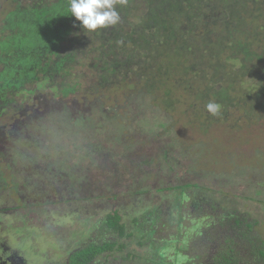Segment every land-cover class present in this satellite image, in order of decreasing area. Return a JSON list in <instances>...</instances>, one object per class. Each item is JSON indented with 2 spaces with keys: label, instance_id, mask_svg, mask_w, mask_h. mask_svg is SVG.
Instances as JSON below:
<instances>
[{
  "label": "trees",
  "instance_id": "trees-1",
  "mask_svg": "<svg viewBox=\"0 0 264 264\" xmlns=\"http://www.w3.org/2000/svg\"><path fill=\"white\" fill-rule=\"evenodd\" d=\"M8 2V9L1 10L3 14L0 16V105L6 107L17 101L18 94L20 99L35 97L42 88H47L51 93L47 94L50 101L59 104L60 108L53 106L54 109H46L43 119L55 125L56 133L75 138L79 137V134H73L75 130L88 131L98 123L110 125L111 116H105L102 111L104 105L97 106L101 101L99 90L119 88L121 85L129 86L126 98L142 97L137 105L140 109L148 104L170 111L182 102L180 89L192 98L187 104L196 106L198 111L195 113L199 116H202L199 112L206 111L205 105L209 101L218 102L222 105L220 117L206 114L202 121L196 119L198 128L204 132L211 123L227 121V112L233 106L243 105L245 108L246 105L250 112H256L255 107L258 112L264 110V0H128L126 6H117L121 17L119 24L97 32H86L80 26V22L69 12V0ZM142 6L144 10L141 12ZM129 72L133 75L132 80L128 78ZM236 84H245L240 88L247 90L246 97L238 99L234 96ZM73 100L79 104L90 102L91 114L94 110L97 113L98 108L99 122L90 113L91 117L81 112L72 116L74 107L70 104ZM159 126L169 129L163 122H159ZM152 129L148 128L145 132L157 135V141L160 134ZM83 138L86 140L83 148L87 155L91 141L87 139V134ZM159 151L155 159L142 154L143 159L132 160L131 171H143L145 177V166L149 167L154 164L152 161L158 160L161 171L173 172L176 161L171 157L170 148L160 147ZM121 153L108 155H113L115 163H118ZM99 157L97 163L95 157L87 156L89 164L86 167L94 166V163L105 166L104 157ZM129 158L130 153L126 155V161ZM24 165L21 163L13 171L20 174V169L26 170ZM199 169L204 176L208 173L215 178L222 176L226 181L224 186L228 185L229 175L223 171L227 169L207 170L205 166ZM255 172L258 173L257 168L253 170ZM124 177L126 174L118 171L116 177L112 175L111 178L118 180L103 185L97 181L94 185V191L100 185L99 193L86 197V202L92 204L89 205L90 211L96 220L88 230L78 228L79 233L75 231L77 237L81 232L83 234L65 248L67 256L63 264H91L103 252L126 251L124 258L132 259L135 255L125 248L135 237L136 244L151 247L153 255L149 256L147 264H178L177 257L183 260L187 257L177 251L187 247L186 242L191 238L189 231L195 230L192 231L195 235L202 233L197 228L205 223L204 220L208 221L212 214L209 207L214 208L216 203L224 208L222 218L225 219V227L234 232L233 236L226 235L225 238L228 241H235L233 237L248 240L254 255L259 254L264 260L262 239H250L246 233L247 230L254 231L257 220L238 216L235 210L225 208V204L232 199L236 202L240 194L228 197L231 199L228 200L222 187L216 194L206 182L183 179L181 175L178 182L169 183L166 178L157 187L143 185L144 177L141 175L128 177L129 185L123 186L121 180ZM206 189L213 191L212 198H202L205 204L203 214L192 219L191 225L187 226L182 212L185 200L192 198L196 205L197 196L194 198L192 193ZM160 191L172 192L174 209L170 208L169 214L173 210L174 215L173 218L169 215L168 219L173 220L175 230L157 240L154 234L164 226L156 222L161 209L158 204H140L141 199L145 200L143 195L153 202V197ZM221 195L224 196V203L220 200ZM97 197L105 199V210L100 208ZM260 201L264 209V199ZM95 227L104 229L101 234L100 231L97 233L99 236L114 234V238L85 241L87 232ZM33 229L31 226L28 229L31 234ZM28 232L26 239L31 243ZM39 235V240L45 238ZM170 249L174 251L171 255L174 260L168 262L167 252ZM219 249L215 251L211 264H239L233 257L230 243L226 248ZM59 253L61 255L62 251Z\"/></svg>",
  "mask_w": 264,
  "mask_h": 264
},
{
  "label": "rangeland",
  "instance_id": "rangeland-1",
  "mask_svg": "<svg viewBox=\"0 0 264 264\" xmlns=\"http://www.w3.org/2000/svg\"><path fill=\"white\" fill-rule=\"evenodd\" d=\"M0 2L1 16L3 14L1 10L8 9L10 4L8 0H0ZM143 8L144 6L141 12ZM132 77L133 75L129 72L128 78L132 80ZM240 85L245 84H236V90L233 92L238 99L248 94L247 90L240 88ZM129 90V86L125 85L119 88L105 87L104 92L99 90L101 101L97 106L104 105L102 111L105 112V116H111L112 122L106 126L101 123L93 124L92 128L84 132L75 130L73 134H79V137L75 138L69 134L56 133L55 125L43 119L46 109L60 108L56 102L51 100L53 104L51 103L50 96L47 95L51 93L47 88H42L35 97L26 96L20 99L18 94L17 101L0 109V131L6 130L7 133L5 134L6 153L0 156L1 171L4 168L13 170L21 163H24L26 168L25 171L20 169V177L12 184L14 189L12 203L4 202L2 206L5 212L0 213V233H6L5 227L9 221L15 224V222L20 223L27 219L37 220L30 237L31 243L25 236L11 239L13 246L22 248L24 251L25 264H63L67 256L65 248L70 247L77 237L74 233H79L78 228L88 230V227L93 226L96 220V217L91 215L89 205L92 204L86 202V197L96 196L99 193L100 185L97 191H94L97 181L103 185L118 180L119 178L111 179L112 175L116 177L118 171L126 174V177L121 180L123 186L129 185L130 178L128 177L132 175L144 177L143 171H138V173L131 171V161L143 159L142 154L155 159L157 153H160V147L170 148L171 157H174L176 161L174 171H161L160 162L154 160L153 165L145 166L147 170L142 181L143 185L150 184L151 187H157L162 185V181L166 178L169 183H176L181 175L183 179H193L199 183L206 182L213 187L216 194H218L217 190L222 187L224 193L226 192V198L236 196V194L244 195L245 197L236 198V202L228 198L231 201L225 204V208L227 207L228 211L235 210L238 216L244 215L248 216L246 217L248 219L252 217L256 219L254 231L247 230L246 233L250 239L261 238L264 245V209L260 201L264 199V110L258 112V108L255 107L256 112H250L246 105L245 108L243 105L233 106L227 112V121L211 123L207 132H204L198 128L196 119L202 121L209 113L201 111L199 113L202 116L196 114L198 110L195 108L197 107L187 104L192 98H189V95L182 89L179 92L182 102L170 111L163 110L158 105L148 104L141 109L138 108L137 105L141 103L142 97L139 95L132 99L131 96L126 98L125 95ZM77 104L79 103L71 101L70 105L74 107L72 116H77L80 112L90 116V102ZM108 107L113 109L109 110ZM96 110L97 113L94 110L91 115L95 121H98L100 120L99 109ZM65 122L69 123V121ZM159 122H163L169 129L160 127ZM152 127L158 128L155 130ZM148 128L160 134L161 138L159 137L156 141L155 136L157 135L145 132ZM86 134L87 139L91 141L87 155L83 148L86 141L83 136L85 137ZM115 152H122L121 159L123 160L120 159L118 163H115L116 159L113 155H108ZM128 153H130V158L126 161ZM87 156L95 157L94 160L97 163L99 156L104 157L102 160L105 159V166L102 167L103 163L98 166L94 163V166L87 168L89 164ZM238 164L239 167H236ZM242 165L245 167L240 169ZM202 166H205L207 170L227 169L223 171L229 175L228 185L224 186L226 181L224 182L222 176H217L216 179L210 173L207 176L202 175L199 169ZM177 167L179 168L175 169ZM254 168L258 169V173H253ZM28 186H30L29 190ZM212 193L213 191L209 189L194 190L192 195L194 198L197 196L196 205L193 204L192 198L185 200L182 212L185 216L183 222L186 221L187 226L191 225L192 219H197V216L203 214L205 204L202 198L208 199ZM18 194L24 195L29 200L28 208L31 209L20 207L15 209L17 213L13 212L12 208L20 203L23 205ZM171 194L168 191H160L153 197V202H150V199L144 195L147 202L141 199L140 206L158 204L157 207L161 209L160 217L157 216L156 222L164 226L161 231L154 234L157 240L175 230L173 220L168 219L173 218L174 215L173 210L169 214L170 208L174 209V199ZM97 198L100 199L98 202L100 208L105 210V199ZM220 198L221 201L224 200L223 195ZM209 208L212 212L211 217L207 222L204 220L205 223L197 228L202 233L195 235L192 232L195 230H190L191 238H188L186 242L187 247L177 251L187 256L184 260L177 257L178 264H211L215 251L222 247L226 248L229 243L233 249V257L239 264H264L259 254L254 255V251L250 250L248 240L233 237L235 241L233 239L228 241L225 238L226 235L233 236L234 232L225 227V219L222 218L224 208L218 203L214 208L211 206ZM205 212L210 214L207 210ZM101 231L104 229L97 227L91 232L88 231L87 237H90H85V241L98 242L105 237L106 239L114 238V234L99 236ZM39 233L45 238L39 240ZM13 234L9 232L8 235ZM82 234L83 232L77 239ZM202 234H204L203 237ZM136 240L135 237L125 248L135 255L132 259L124 258L126 251L103 252L97 255L91 264H147L149 256L153 255L151 247L145 244L138 245ZM167 254L169 255L167 256L168 262L174 260L171 257L172 254L174 255L173 250H168Z\"/></svg>",
  "mask_w": 264,
  "mask_h": 264
},
{
  "label": "flooded vegetation",
  "instance_id": "flooded-vegetation-1",
  "mask_svg": "<svg viewBox=\"0 0 264 264\" xmlns=\"http://www.w3.org/2000/svg\"><path fill=\"white\" fill-rule=\"evenodd\" d=\"M5 108L4 106L0 105V109ZM0 156L6 153V138L5 134L6 130L0 131ZM2 166L0 164V206H3L4 202L7 204L12 203L14 197V189H13V182L17 181V178L20 177V174L17 172L4 168L3 171ZM30 189V186H28V190ZM19 199L21 200V203L12 208L14 210V213H17L15 209H18L20 207H23L24 209H31L28 208L29 200L25 198L24 195L18 194ZM10 209V208H8ZM7 210V209H6ZM5 212V210H1V212ZM1 216V215H0ZM36 219H27L25 221L15 222V224H11L13 221H9V224H6L5 232L6 233H0V264H25L23 253L24 251L22 248L13 246L11 244V239L15 238L18 239L20 237L25 236L27 232L29 231V227H34L36 223ZM33 223V225H31ZM9 232L14 233L12 236H9ZM30 232V231H29ZM28 232V238L31 237V232Z\"/></svg>",
  "mask_w": 264,
  "mask_h": 264
},
{
  "label": "clouds",
  "instance_id": "clouds-1",
  "mask_svg": "<svg viewBox=\"0 0 264 264\" xmlns=\"http://www.w3.org/2000/svg\"><path fill=\"white\" fill-rule=\"evenodd\" d=\"M127 3L128 0H69V12L86 32H97L118 25L121 17L117 6ZM205 109L212 116L222 115V105L216 101H209Z\"/></svg>",
  "mask_w": 264,
  "mask_h": 264
}]
</instances>
